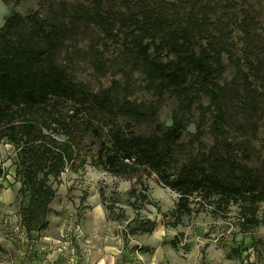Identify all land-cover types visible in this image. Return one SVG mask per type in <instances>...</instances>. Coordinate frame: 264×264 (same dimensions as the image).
Returning <instances> with one entry per match:
<instances>
[{
  "label": "trees",
  "instance_id": "16d2710c",
  "mask_svg": "<svg viewBox=\"0 0 264 264\" xmlns=\"http://www.w3.org/2000/svg\"><path fill=\"white\" fill-rule=\"evenodd\" d=\"M138 2L143 5L136 14L116 21L119 28L127 30L123 40L141 67L146 88L158 97L170 92L179 109L189 110L194 99L186 82L193 77L191 87L198 84L214 105L213 124L221 128L223 114L217 101L224 88L216 79L223 70L221 54H229L230 22L221 16L211 20L214 7L205 0ZM93 3L95 21L105 35L113 37L115 21L100 13L99 0ZM233 5L228 1L223 6L231 9ZM21 20L31 28L25 35L12 37ZM251 23L243 12L238 26L249 47L253 46ZM63 31L61 24L40 19L36 12L24 17L12 13L0 28V139L16 148V194L19 201L26 197L19 213L27 233L45 225L48 205L55 195L53 181L65 169L80 167L86 161L131 181L129 193L139 201L150 203L143 193L147 178L173 191L176 200L170 211L172 219L167 221L170 226L205 206L219 216L230 205L237 207L239 232L264 225V213L257 215L259 204L264 202V187L251 169L233 161L218 146H210L180 164L173 175L167 173L172 148L185 129V121L172 116L171 122L163 125L156 120V104L134 102L125 94L112 99V85L92 92L69 79L51 59ZM249 68L264 85V55L255 58ZM237 73L243 87L242 103L254 113L261 94L252 88L248 74ZM57 103L62 106L60 111ZM199 132L196 125L193 135L197 137ZM153 225L149 219H140L130 232H150ZM179 236L167 241L171 248H176ZM251 249L261 257L264 239H252ZM245 250L229 247L225 258H239Z\"/></svg>",
  "mask_w": 264,
  "mask_h": 264
},
{
  "label": "rangeland",
  "instance_id": "374dc122",
  "mask_svg": "<svg viewBox=\"0 0 264 264\" xmlns=\"http://www.w3.org/2000/svg\"><path fill=\"white\" fill-rule=\"evenodd\" d=\"M99 1L100 13L115 21L113 37L105 35L95 21L93 0H1L5 9L0 12V28L12 13L24 17L36 12L40 19L59 23L64 31L51 59L69 79L83 83L92 92L112 85V99L125 94L134 102L156 104L155 117L163 125H168L172 116L184 120L185 129L172 148L167 173L173 175L180 164L197 153L218 146L233 161L251 169L264 187V85L249 68L255 58L264 55V0H205L214 7L211 20L221 16L230 22L229 54H221L223 70L216 79L224 88V95L217 101L223 114L221 128L213 124L214 105L198 84L191 87L193 77L186 82L194 99L189 110L179 109L170 92L158 97L146 88L141 67L123 40L127 30L119 28L116 21L136 14L143 4L138 0ZM228 1H233V8L223 6ZM243 12L252 20V47L245 44L239 30ZM30 28L21 20L11 36L25 35ZM237 71L248 74L252 88L261 94L254 113L242 103L243 87ZM57 105L60 111L62 106ZM196 125L200 131L197 137L193 135ZM17 169L15 146L0 139V264H87L85 254L90 256V264L99 255L108 257L101 264H247L248 258L256 264L264 262V255L258 260L251 249L241 252L239 258H225L229 247L237 242L233 239V232L238 230L236 205L219 216L205 206L170 226L167 221L172 219L170 211L176 200L173 191L147 178L143 193L150 203L139 201L129 193L131 181L93 167L88 161L65 169L53 181L55 195L48 205L46 223L27 233L19 213L26 197L19 201L16 194ZM262 213L264 202L259 204L257 215ZM145 218L154 223L150 232H130L135 221ZM175 234L180 238L176 248H171L167 241ZM250 234L264 236V225L244 233ZM75 254L78 261L71 263L69 259L74 260Z\"/></svg>",
  "mask_w": 264,
  "mask_h": 264
},
{
  "label": "crops",
  "instance_id": "0c3cea01",
  "mask_svg": "<svg viewBox=\"0 0 264 264\" xmlns=\"http://www.w3.org/2000/svg\"><path fill=\"white\" fill-rule=\"evenodd\" d=\"M247 232H249V231H247ZM244 233H246V232H239L238 230L233 232V239L237 241V242H235V245H233V247H236V246H238L239 248L246 247V250H249V249H251V241H252V239H254V238L264 239V236L261 237V236H257L256 235L254 237L253 236L254 234L244 235ZM245 251H242V252H245ZM252 254H254V253H253V251L251 249V255ZM262 255H264V254H262ZM73 258H74V260L73 259H69V260H71V263H73V262L76 263L78 261V255L75 254L73 256ZM79 259H80V257H79ZM84 259L87 262V264H90L89 263V261H90L89 254H85ZM257 259L259 260L260 257L257 256ZM92 260H93V261H91V263L93 262L92 264H101L102 262H105L106 260H108V257L107 256H100L99 255V256L94 257ZM251 261H253V259L252 258L251 259L248 258V261L247 262H251ZM254 262H256V261H254Z\"/></svg>",
  "mask_w": 264,
  "mask_h": 264
},
{
  "label": "water",
  "instance_id": "95a60500",
  "mask_svg": "<svg viewBox=\"0 0 264 264\" xmlns=\"http://www.w3.org/2000/svg\"><path fill=\"white\" fill-rule=\"evenodd\" d=\"M5 9V7L3 6L1 0H0V12H2Z\"/></svg>",
  "mask_w": 264,
  "mask_h": 264
}]
</instances>
